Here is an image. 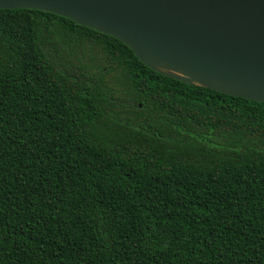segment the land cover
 <instances>
[{
	"label": "trees",
	"instance_id": "obj_1",
	"mask_svg": "<svg viewBox=\"0 0 264 264\" xmlns=\"http://www.w3.org/2000/svg\"><path fill=\"white\" fill-rule=\"evenodd\" d=\"M0 264H264V104L0 10Z\"/></svg>",
	"mask_w": 264,
	"mask_h": 264
},
{
	"label": "water",
	"instance_id": "obj_2",
	"mask_svg": "<svg viewBox=\"0 0 264 264\" xmlns=\"http://www.w3.org/2000/svg\"><path fill=\"white\" fill-rule=\"evenodd\" d=\"M111 36L152 71L264 104V0H0Z\"/></svg>",
	"mask_w": 264,
	"mask_h": 264
}]
</instances>
